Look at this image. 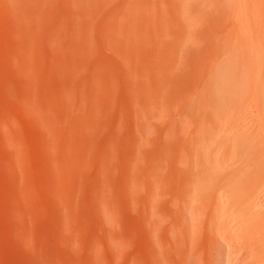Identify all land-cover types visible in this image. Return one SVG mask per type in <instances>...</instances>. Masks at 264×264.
Returning a JSON list of instances; mask_svg holds the SVG:
<instances>
[{"label":"rangeland","instance_id":"1","mask_svg":"<svg viewBox=\"0 0 264 264\" xmlns=\"http://www.w3.org/2000/svg\"><path fill=\"white\" fill-rule=\"evenodd\" d=\"M249 1L0 0V264H264Z\"/></svg>","mask_w":264,"mask_h":264},{"label":"bare ground","instance_id":"2","mask_svg":"<svg viewBox=\"0 0 264 264\" xmlns=\"http://www.w3.org/2000/svg\"><path fill=\"white\" fill-rule=\"evenodd\" d=\"M250 1L249 0H237V3H236V5H239V7L237 6L236 8L238 9H241V13H244V15L246 14V12L248 13V15L250 16V6L248 5V3H249ZM239 11V10H238ZM241 15V14H240ZM243 15V14H242ZM242 15H241V17H242ZM240 17V18H241ZM244 17V16H243ZM244 20V19H243ZM242 20V21H243ZM246 20V19H245ZM245 22V21H244ZM238 23V22H237ZM246 38H244V40H245ZM248 40V39H247ZM249 43V42H248ZM247 44V41H246V43H245V45ZM248 46H250V45H248ZM247 46V47H248ZM249 49H250V47H248ZM246 50H248L247 48H246ZM249 51V50H248ZM248 51H246V52H248ZM243 53V52H242ZM250 52H248V54H249ZM247 55V54H246ZM249 56H250V54H249ZM247 57V56H246ZM248 75H249V73H248ZM255 79V78H254ZM253 83V82H252ZM250 96V95H249Z\"/></svg>","mask_w":264,"mask_h":264}]
</instances>
